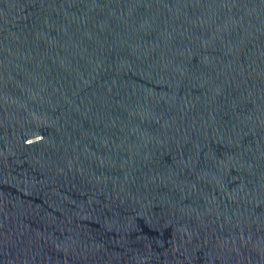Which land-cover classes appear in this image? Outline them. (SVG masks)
I'll use <instances>...</instances> for the list:
<instances>
[{"label": "water", "instance_id": "1", "mask_svg": "<svg viewBox=\"0 0 264 264\" xmlns=\"http://www.w3.org/2000/svg\"><path fill=\"white\" fill-rule=\"evenodd\" d=\"M0 264H264V0H0Z\"/></svg>", "mask_w": 264, "mask_h": 264}]
</instances>
